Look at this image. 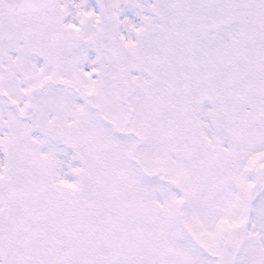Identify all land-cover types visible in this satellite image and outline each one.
Listing matches in <instances>:
<instances>
[{"label": "snow or ice", "instance_id": "obj_1", "mask_svg": "<svg viewBox=\"0 0 264 264\" xmlns=\"http://www.w3.org/2000/svg\"><path fill=\"white\" fill-rule=\"evenodd\" d=\"M0 264H264V0H0Z\"/></svg>", "mask_w": 264, "mask_h": 264}]
</instances>
